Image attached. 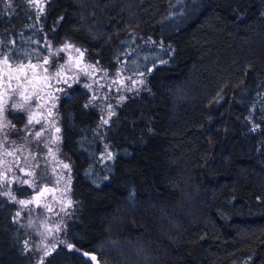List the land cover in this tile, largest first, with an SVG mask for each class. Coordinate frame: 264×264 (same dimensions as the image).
<instances>
[{
	"label": "trees",
	"instance_id": "obj_1",
	"mask_svg": "<svg viewBox=\"0 0 264 264\" xmlns=\"http://www.w3.org/2000/svg\"><path fill=\"white\" fill-rule=\"evenodd\" d=\"M68 41L144 84L103 128L80 86L60 101L74 208L43 264H264V0L0 2L11 65ZM17 204L0 192V264L35 263Z\"/></svg>",
	"mask_w": 264,
	"mask_h": 264
},
{
	"label": "rangeland",
	"instance_id": "obj_2",
	"mask_svg": "<svg viewBox=\"0 0 264 264\" xmlns=\"http://www.w3.org/2000/svg\"><path fill=\"white\" fill-rule=\"evenodd\" d=\"M28 1L32 4V0ZM0 2L7 3L9 0H0ZM43 4L44 0H40V5L43 6ZM37 10L40 11L38 8ZM65 44H71L74 48L62 51L64 59L55 68H51L50 63L44 64L43 61L33 63L38 65L35 70L36 76L32 79L31 84L24 85L27 92L33 95V106L37 103L35 94L38 93L41 97L39 101L41 107L36 109V118L41 119L44 128L48 131L44 132L40 141L34 140L31 135H28L25 140V126L18 129L12 116H10L12 111L22 112L26 114V117L28 115L26 111L15 110L11 107L13 100L16 99L13 93H8L11 97L8 100V108L3 116H0V123L6 118L10 125L0 129V141L5 139V132L7 133V142L0 143V192L15 202L33 201V203L25 204L17 202V205L21 224L30 232V235L27 233V249L33 252L34 264H40L41 260L44 262L49 255H45V251L50 253L60 241L65 239L66 228L73 217L74 202L71 195L74 180L73 160L62 147L61 125L57 112L60 101L68 96L71 89L80 86L88 93L89 100L101 110L100 126L103 128L114 115L115 106L124 103L129 96H137L144 84L142 75L128 74L123 72L121 68L112 69L92 58V55L85 48L74 42H64L59 49H64ZM75 48H79L83 52L82 57H79ZM69 56L72 58L71 60L68 59ZM47 58L50 62V56ZM76 60L80 61V67L90 75L77 71ZM65 64L72 68L71 71H68L66 66L65 75L75 77L74 79H70L68 84L56 83L54 80L45 82L42 68H47L48 76L51 77L57 67ZM90 65H95L96 70L93 71L87 67ZM26 70L29 77L32 78V70L27 68ZM9 75H16V65H11L9 62L6 65L4 57H1L0 94H3L6 88H16L15 79L8 83L7 77ZM133 81H137V83L133 84ZM85 85H91V87H85ZM53 103L55 107H52ZM49 110H51V116L48 115ZM40 113H43V116ZM56 128H59L60 131L56 132ZM40 129L41 124H34L29 127L28 131L34 132ZM41 141L50 142V155L48 148L43 147ZM103 149L102 160H112L113 154L109 146L104 144ZM6 153H11V155ZM30 153L35 154L36 158L33 159ZM37 163H39V167H35ZM65 164L68 165L67 168L64 167ZM26 172H34V175H25ZM36 172L37 174H35ZM45 186H47V190L41 192ZM16 187H20L24 191L27 189L29 192L24 196H15ZM57 226H59L58 231L55 230Z\"/></svg>",
	"mask_w": 264,
	"mask_h": 264
},
{
	"label": "snow or ice",
	"instance_id": "obj_3",
	"mask_svg": "<svg viewBox=\"0 0 264 264\" xmlns=\"http://www.w3.org/2000/svg\"><path fill=\"white\" fill-rule=\"evenodd\" d=\"M32 6L34 8H38L40 11H42V6L40 5V0H32ZM74 46L71 44H65L64 49H58L57 52L54 55H59L60 52L62 51H67L68 49H73ZM76 53H78L79 57L83 56V52L79 49V48H75ZM38 60H43L44 64L49 63V60L47 57H39L37 56ZM69 60H71L72 58L69 56L68 57ZM4 63L7 65L8 64V58L4 57ZM68 67V71H71L72 68L71 66L68 65H60L59 67L56 68L55 72L52 74L51 77L48 76V69L47 68H42V72L44 74V80L45 82H48L49 80H54L56 83H60L63 82L65 84L69 83L70 79H74L75 77H70L65 75V67ZM75 66L77 71L79 72H84L85 75H90V73L85 72L83 68L80 67V61L76 60L75 61ZM10 67V65H9ZM38 67V65L36 64H31L30 61L27 63V65H25V63H20L18 62L16 64V75L12 76L9 75L7 77L8 83H11V81L13 79L16 80L17 85L16 88H6L5 92L3 94H0V116H3L4 112L6 111V109L8 108V100L11 99V97L8 95L9 92L13 93L16 96V99L13 100L11 107L15 110H20V111H26L27 112V123L25 125V137L24 139H27L28 135L33 136L34 140L36 141H40V138L44 135L45 131H48V129L44 128L41 119H37V112L36 109L40 108L41 105L39 103L41 97L40 95L37 93L35 94V99L37 101V103L35 104V106L32 105V100H33V95L29 94L27 92V89L24 88L25 84H31L32 83V79L35 78L36 76V68ZM90 67L93 71L96 70L95 65H90L87 66ZM27 69H31L32 70V78L29 77V73L26 70ZM142 75V73H141ZM129 80H131V77H129ZM142 82V81H141ZM115 83V81H114ZM137 83V81H133V84ZM69 86H71L69 84ZM85 87H91V85H85ZM59 90V89H57ZM118 90V89H117ZM121 99H124V97H121ZM52 107H55V104L53 103ZM41 116H43V113H40ZM48 115L51 116V110L48 111ZM105 123H107V121H105ZM34 124H41V129L38 131H28L29 127L34 125ZM9 122L7 121L6 118H4L3 122L0 123V129L3 128H7L9 127ZM60 129L56 128V132H59ZM7 142V133L5 132V139L3 141H0V143H6ZM54 142V141H53ZM49 143L48 141H41V144L43 145V147L48 148V154H51V148L49 147ZM22 150V149H20ZM8 155H11V153H6ZM31 154V153H30ZM33 159L36 158L35 154H31ZM46 158V157H45ZM39 163H37L35 165V167H39ZM65 168L68 167L67 164L64 165ZM21 171H23V169H21ZM25 175H29V176H33L34 172H26ZM27 182V181H25ZM47 190V186H45L43 189H41V192ZM18 203L21 204H25V203H33V201H17ZM63 210V209H61ZM55 230H59V226H57V228ZM71 247V246H69ZM48 251H45V255H48ZM84 255H88V253H84ZM90 260L96 262L97 258L96 256H91ZM40 264H43V260H41Z\"/></svg>",
	"mask_w": 264,
	"mask_h": 264
}]
</instances>
